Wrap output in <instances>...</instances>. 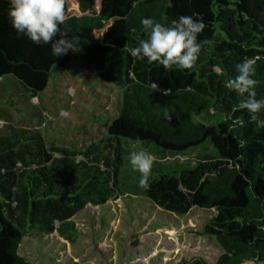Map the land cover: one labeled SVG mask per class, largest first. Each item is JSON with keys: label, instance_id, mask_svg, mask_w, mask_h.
Listing matches in <instances>:
<instances>
[{"label": "trees", "instance_id": "1", "mask_svg": "<svg viewBox=\"0 0 264 264\" xmlns=\"http://www.w3.org/2000/svg\"><path fill=\"white\" fill-rule=\"evenodd\" d=\"M75 2L79 14L68 13L66 0L69 19L60 27L80 37L81 50L54 56L50 44L33 43L12 27L10 0H0V121L6 122L0 128V264H32L17 253L23 236L72 238L71 217L126 193L145 195L179 216L192 207L213 211L203 233L221 253L212 263L194 257L177 264H261L264 110L252 121L237 108L244 97L227 84L238 63L256 59L257 99L264 98V0ZM182 15L206 25L198 40L209 43L194 68L169 70L131 56L148 35L142 18L170 26ZM58 74L79 78L99 99L114 95V110L100 104L91 115L105 127L97 140L48 144L43 131L11 122L21 107L45 121L29 101ZM139 150L156 158L148 189L139 187L141 174L129 161Z\"/></svg>", "mask_w": 264, "mask_h": 264}, {"label": "rangeland", "instance_id": "2", "mask_svg": "<svg viewBox=\"0 0 264 264\" xmlns=\"http://www.w3.org/2000/svg\"><path fill=\"white\" fill-rule=\"evenodd\" d=\"M67 1L68 13L79 14L75 0ZM94 91L110 93L97 86ZM29 102L42 110L45 121L21 107V113L13 112L11 122L37 128L44 132L48 144L65 146L97 140L105 127L91 115L102 109L100 104L115 109L113 94L99 99L69 74L54 76L44 92ZM212 214L211 209L192 207L179 216L145 195L126 193L102 205L87 204L71 217L75 227L72 238L36 232L21 238L17 253L32 264H177L194 257L212 263L221 253L215 239L203 233Z\"/></svg>", "mask_w": 264, "mask_h": 264}, {"label": "clouds", "instance_id": "3", "mask_svg": "<svg viewBox=\"0 0 264 264\" xmlns=\"http://www.w3.org/2000/svg\"><path fill=\"white\" fill-rule=\"evenodd\" d=\"M9 17L12 27L27 35L33 43L50 44L52 54L61 56L71 52H79L80 37L62 30L61 25L69 19L66 14V0H10ZM137 0H133V7ZM170 6V5H169ZM141 25L147 32V38L141 39L137 47L131 51V56L149 63H159L165 69L173 66L179 69H192L208 40H198L199 34L206 27L203 19H193L192 16H180L170 26H165L152 17L142 18ZM135 29H133L134 31ZM59 34V39L53 38ZM237 75L228 81V88L235 91L241 99L238 109H246L252 121L257 120V114L264 110V98L257 99L256 87L260 83L255 79L256 59L246 58L236 65ZM169 91L165 90V94ZM178 115V114H177ZM163 117L170 121L172 112L167 107ZM6 123L0 121V126ZM242 126V121L236 120ZM243 146V145H241ZM133 170L141 174L139 187L148 189L149 178L156 158L145 150L133 151L129 155Z\"/></svg>", "mask_w": 264, "mask_h": 264}]
</instances>
